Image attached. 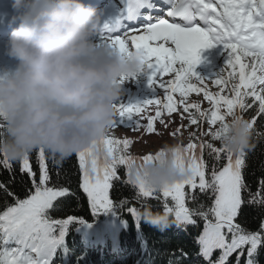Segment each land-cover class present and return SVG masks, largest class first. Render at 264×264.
<instances>
[{
	"label": "snow or ice",
	"instance_id": "1",
	"mask_svg": "<svg viewBox=\"0 0 264 264\" xmlns=\"http://www.w3.org/2000/svg\"><path fill=\"white\" fill-rule=\"evenodd\" d=\"M123 4L120 14L104 23L100 40L121 52L128 49L142 52L149 85L167 93L163 109L169 116L178 108L172 94L179 93V104L183 105L181 123L172 134L182 135L183 130H189L190 142L177 151L176 159L181 166L187 163L191 175L184 182L159 191L134 184L129 169L137 157L125 152L131 141L116 139L108 132L103 140V156L91 149L76 153L80 187L87 194L91 211L95 214L120 203L127 213L138 216V207L149 201L153 208L169 211L175 221L184 225H196L197 218L203 220V229L195 241L198 245L195 255L206 264H229L234 254L235 264H240L245 253V264H258L255 257L264 247V221L255 231L237 222L242 205L264 206V178L258 181L257 190L253 192L243 174L248 154L256 145L250 151L234 154L215 146L212 141H217L227 129V117L239 115L245 119L242 114L254 105H258L254 115L246 120L254 139L264 140V131H257L255 127L258 118L264 117V0H123ZM215 44L223 45L227 52L226 67L213 78L203 77L195 71V66L201 62L200 50ZM227 69L231 70L225 76ZM167 74H173L174 79L159 80ZM206 80L220 86V91H209ZM229 84L231 95H221ZM192 92H203L211 108L201 110L199 103L187 102ZM248 97L252 98L251 103ZM153 104L159 106L161 101L151 98L119 103L110 129L118 124L138 129L137 117L145 106ZM153 119H159L160 124L168 128L157 107L156 116L149 118L146 125L148 133L155 131ZM204 121L208 125L206 131ZM201 135L211 140L191 142ZM119 145L123 147H117ZM158 156L159 152L155 156L144 155L140 161L148 162ZM36 160L39 174L33 170L30 154L19 160V171L30 180L23 198L9 188L11 178L8 182L0 181V192L12 199L11 203L5 199L0 211V264H51L69 225L80 220V217L50 215L63 206L61 198L68 197L70 190L60 182L59 170L55 177L52 175L44 149L36 150ZM121 166L126 168L123 181L118 176ZM0 169L14 173L13 161L0 155ZM116 182L130 186L134 196L118 200L110 196ZM186 186L189 189L187 201ZM200 195L209 196L211 204L198 203ZM189 202L195 206H190ZM217 250L221 254L213 260ZM188 257L189 253L180 248L170 254L169 264H185Z\"/></svg>",
	"mask_w": 264,
	"mask_h": 264
},
{
	"label": "clouds",
	"instance_id": "2",
	"mask_svg": "<svg viewBox=\"0 0 264 264\" xmlns=\"http://www.w3.org/2000/svg\"><path fill=\"white\" fill-rule=\"evenodd\" d=\"M10 27L0 39V155L12 161L44 149L56 163L91 149L104 155L122 83L146 71L141 51L101 43L102 10L90 0H9ZM234 154L255 147L254 132L239 115L227 118L217 140ZM181 144L164 145L158 158L134 161V184L159 191L191 175L177 162ZM155 156V154H154ZM187 158H185L186 160ZM152 227L171 225L169 211L151 202L138 207Z\"/></svg>",
	"mask_w": 264,
	"mask_h": 264
},
{
	"label": "trees",
	"instance_id": "3",
	"mask_svg": "<svg viewBox=\"0 0 264 264\" xmlns=\"http://www.w3.org/2000/svg\"><path fill=\"white\" fill-rule=\"evenodd\" d=\"M129 98H132L131 96ZM251 103L250 97L246 98ZM128 102L129 99L127 98ZM243 113L245 119L254 115L255 108ZM257 131H264V117H259L256 124ZM255 149L248 154L246 167L243 169L245 183L253 192L257 190L258 181L264 178V140L254 139ZM126 154L129 155L128 152ZM49 168L55 177L60 171V182L69 188L70 195L61 198L64 203L59 210L51 211L54 218H67L69 216L80 217V220L71 223L64 240L57 246L52 257L51 264H169L170 254L183 248L189 253L185 264H206L201 257L195 255L198 252L196 237L203 229V220L197 218L196 225H184L175 221L164 229L152 227L141 216H132L127 213L122 204L114 203L109 210L97 213L91 211L87 194L80 187L81 172L79 160L76 154L71 158L56 163L46 153ZM207 158V157H206ZM138 159V158H137ZM138 161V160H136ZM30 162L33 170L39 174V165L36 160V151L30 154ZM14 173L10 174L0 169V181L12 182L9 188L21 198L25 190L30 186V180L26 174L19 171L20 161H13ZM120 180L126 179V168H118ZM186 201L189 189L185 187ZM110 196L114 199H131L135 192L130 186L116 182L115 189H110ZM247 193H245L246 195ZM6 197L0 192V211H3V202ZM190 203V202H189ZM198 203L205 206L211 204L209 196L200 195ZM190 206H195L190 203ZM159 210V208H153ZM264 221V206L259 204H244L237 217V222L248 230H258ZM220 251L213 253V260L220 256ZM246 253L241 257L240 264H245ZM258 264H264V247L255 257ZM229 264H235V254L230 258Z\"/></svg>",
	"mask_w": 264,
	"mask_h": 264
},
{
	"label": "rangeland",
	"instance_id": "4",
	"mask_svg": "<svg viewBox=\"0 0 264 264\" xmlns=\"http://www.w3.org/2000/svg\"><path fill=\"white\" fill-rule=\"evenodd\" d=\"M3 39V38H2ZM99 41L102 43L100 38ZM201 62L195 66V71L203 77L213 78L216 73H218L225 66L227 60V52L224 50L223 45L215 44L212 47L201 49L200 50ZM6 57L0 53V61L5 60ZM231 69H227L224 72V75L227 76V72ZM174 79L173 74H167L159 78L162 82H167L168 80ZM207 88L209 91L216 93L220 91V86L214 84L211 80H206ZM200 86V85H197ZM231 84L225 87L224 92H221V95H231L229 88ZM122 96L120 103L129 104L136 102H143L146 99H159L161 104L159 106L153 104L148 105L143 108L140 112L137 119L140 120V127L138 129H132L130 125H116L114 129H110V134L114 135L116 139H128L131 141L129 147L125 150L129 155L137 157L138 161L144 155H154L159 149L167 144H176L179 143L182 146H186L190 142L189 130H183L182 135H173L177 126L181 123L180 112L182 111L183 105L179 104L180 96L179 93H173L174 100L177 101L178 108L177 111L172 113L170 116L167 113L166 109H163V104L167 103V93L164 89H161L150 86L148 83V74L145 72L140 73L134 78H129L122 83ZM132 98H129V97ZM155 96V97H154ZM129 99L127 102L126 99ZM189 103H199L201 105V110L210 109V103L204 99L203 92L196 93L192 92L188 96ZM157 107L161 109V117L165 119V122L169 125L168 128H165L160 124L159 119H153V126L155 131L148 133L146 130V125L149 118L156 116ZM223 110V109H222ZM194 111V109H193ZM239 113V109H237ZM187 116V113L184 114ZM228 118V117H227ZM183 123L187 124V120H184ZM206 121L203 122V130H207ZM194 130V129H192ZM203 140H211L208 136H199L197 139L191 141L194 143H199ZM215 146L219 147L220 144L218 141H212ZM117 147H123L119 145Z\"/></svg>",
	"mask_w": 264,
	"mask_h": 264
},
{
	"label": "bare ground",
	"instance_id": "5",
	"mask_svg": "<svg viewBox=\"0 0 264 264\" xmlns=\"http://www.w3.org/2000/svg\"><path fill=\"white\" fill-rule=\"evenodd\" d=\"M7 21H9V19H8ZM7 25H9V24H7ZM8 28H9V27H8ZM4 29H5L7 32H8V30H9V29H6V28L4 27V25H3V30H4Z\"/></svg>",
	"mask_w": 264,
	"mask_h": 264
}]
</instances>
